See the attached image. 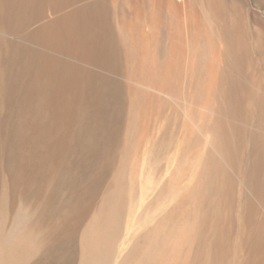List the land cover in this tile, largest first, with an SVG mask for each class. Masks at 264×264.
Instances as JSON below:
<instances>
[{"label": "bare ground", "instance_id": "bare-ground-1", "mask_svg": "<svg viewBox=\"0 0 264 264\" xmlns=\"http://www.w3.org/2000/svg\"><path fill=\"white\" fill-rule=\"evenodd\" d=\"M246 12L0 0V264H264V21Z\"/></svg>", "mask_w": 264, "mask_h": 264}, {"label": "rangeland", "instance_id": "rangeland-1", "mask_svg": "<svg viewBox=\"0 0 264 264\" xmlns=\"http://www.w3.org/2000/svg\"><path fill=\"white\" fill-rule=\"evenodd\" d=\"M241 6H242L243 10H245V12L247 9L250 8L251 10H253L257 14V15L253 14V13L248 14V11L245 13L247 16V20L249 22V25L251 26L252 29L256 28L258 26L257 21H259L260 19H263V21H264V0H241ZM244 129H246V128L244 127ZM150 191H151L150 187L146 188L145 195L146 196L149 195Z\"/></svg>", "mask_w": 264, "mask_h": 264}]
</instances>
